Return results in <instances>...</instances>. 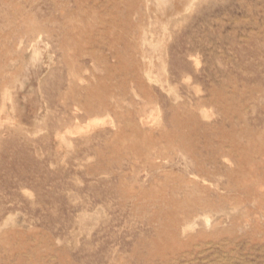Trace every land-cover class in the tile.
<instances>
[{
    "label": "rangeland",
    "instance_id": "1",
    "mask_svg": "<svg viewBox=\"0 0 264 264\" xmlns=\"http://www.w3.org/2000/svg\"><path fill=\"white\" fill-rule=\"evenodd\" d=\"M0 264H264V0H0Z\"/></svg>",
    "mask_w": 264,
    "mask_h": 264
},
{
    "label": "bare ground",
    "instance_id": "2",
    "mask_svg": "<svg viewBox=\"0 0 264 264\" xmlns=\"http://www.w3.org/2000/svg\"><path fill=\"white\" fill-rule=\"evenodd\" d=\"M182 5V4H181ZM156 13V12H155ZM154 25V24H153ZM165 29V28H164ZM41 50V49H40ZM43 64V63H42ZM204 220H206V221H208L206 218L204 219Z\"/></svg>",
    "mask_w": 264,
    "mask_h": 264
}]
</instances>
